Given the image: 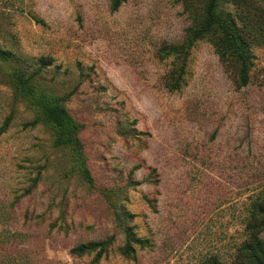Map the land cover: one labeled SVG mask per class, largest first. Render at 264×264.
<instances>
[{
  "label": "rangeland",
  "instance_id": "1",
  "mask_svg": "<svg viewBox=\"0 0 264 264\" xmlns=\"http://www.w3.org/2000/svg\"><path fill=\"white\" fill-rule=\"evenodd\" d=\"M191 23L177 0H127L116 12L111 0H0V218L29 235L19 249L32 261L19 264L233 263L264 191V44L252 35L250 81L238 88L197 42L186 85L171 92L175 60L161 51L181 45ZM60 98L80 125L93 186L35 102ZM125 227L145 241L135 259L121 255ZM112 235L99 261L70 254Z\"/></svg>",
  "mask_w": 264,
  "mask_h": 264
},
{
  "label": "trees",
  "instance_id": "2",
  "mask_svg": "<svg viewBox=\"0 0 264 264\" xmlns=\"http://www.w3.org/2000/svg\"><path fill=\"white\" fill-rule=\"evenodd\" d=\"M127 0H111V10L118 11ZM189 13L192 23L187 29L184 42L181 45L167 46L161 51V58L174 56V67L165 76L164 85L171 92L180 91L186 85V63L189 51L199 41L207 40L219 58L235 71V84L238 88L246 87L250 81V71L253 66L254 54L251 41L259 37L264 44V0L259 7L254 0H228L234 6V11L223 9L220 0H177ZM7 57L0 50V57ZM44 64H50L51 59H42ZM15 78L21 89L32 94L28 79L19 72ZM25 92V93H26ZM63 99H35L36 106L46 120L53 125L58 133L57 144L70 147L74 160L77 162L80 175L86 183L93 186L94 178L86 164V157L80 140L76 135L80 125L66 108ZM6 125L1 132H5ZM2 217V216H0ZM6 224V225H5ZM122 225V223H121ZM264 191L256 194L247 208L244 220L245 239L237 248L232 264H264ZM125 243L121 255L135 259L136 245L144 247L145 241L137 237L132 228L125 227ZM29 235L13 228V221L4 222L0 218V264H19L23 259L31 263V255L22 253L20 248L29 240ZM114 241V235L98 241L80 243L70 249L75 257L94 254L99 261L107 254ZM201 264H222L213 256Z\"/></svg>",
  "mask_w": 264,
  "mask_h": 264
}]
</instances>
